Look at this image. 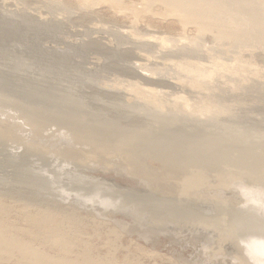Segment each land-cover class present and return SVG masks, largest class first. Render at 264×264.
Masks as SVG:
<instances>
[{"label": "rangeland", "instance_id": "obj_1", "mask_svg": "<svg viewBox=\"0 0 264 264\" xmlns=\"http://www.w3.org/2000/svg\"><path fill=\"white\" fill-rule=\"evenodd\" d=\"M257 1L264 8V0ZM121 2L0 0V99H11L0 101L5 231L43 253L60 255L65 252L56 250L49 237L56 225L69 244L65 258L75 264H257L262 254L250 245L264 243V46L200 34L159 1H146V7L142 0ZM21 86L70 93L88 115L90 110L106 121L117 115L120 137L143 125L157 131L149 139L164 142L152 157L144 155L142 138L127 145L128 154L109 146L110 153L99 156L66 129L29 124L14 106L26 102H16ZM10 87L20 89L11 94ZM159 116L181 121L189 137L160 132L158 122H151ZM185 148L187 165L166 163L182 157L178 153ZM245 151L250 155L243 159L250 160L243 167L260 170L250 181L248 171L234 175L229 170L236 169L232 158L240 161ZM152 176L163 179L148 184ZM190 177L194 180L188 183ZM257 186L261 195L248 196L246 191ZM39 212L53 222L49 231L29 221L28 215ZM238 221L247 224L240 227ZM17 260L5 258L0 264H24Z\"/></svg>", "mask_w": 264, "mask_h": 264}, {"label": "bare ground", "instance_id": "obj_2", "mask_svg": "<svg viewBox=\"0 0 264 264\" xmlns=\"http://www.w3.org/2000/svg\"><path fill=\"white\" fill-rule=\"evenodd\" d=\"M111 3H123L121 2L122 0H107ZM145 1V0H144ZM142 0V2H144ZM147 3H149V5H152L154 3H156L157 1L162 2V4L168 6L169 8L172 9V13L176 15V17L181 21V24H194L197 28V31L201 34L204 35V33H209V32H213L215 34V37L217 36L218 38L221 39H226L229 36L234 37L233 40L240 41L239 43H241V41H247V40H257L258 42H260L263 46H264V8L262 7V3H258L257 0H146ZM146 1L145 3V7H146ZM260 1V0H259ZM106 2V1H105ZM154 2V3H153ZM135 4V2H133ZM132 3V4H133ZM95 4V3H94ZM124 4V3H123ZM139 4V3H138ZM264 4V2H263ZM156 5V4H155ZM148 6V4H147ZM159 6V5H158ZM254 6H256V8L254 9ZM111 7V6H110ZM151 7V6H148ZM120 8V7H119ZM128 8V7H127ZM122 9V8H121ZM132 9V8H131ZM135 9V7H134ZM257 9V10H256ZM127 10V9H126ZM130 10V9H128ZM156 10V9H155ZM143 12V11H142ZM170 12V13H171ZM114 13V12H113ZM118 14V13H117ZM155 15V14H154ZM158 15V14H157ZM166 16V15H164ZM171 17V16H170ZM164 18V17H163ZM193 25V26H194ZM230 25V26H229ZM185 26V25H184ZM9 28V27H8ZM7 28V29H8ZM185 28V27H184ZM252 29V30H251ZM12 30V29H11ZM102 30V29H101ZM105 30V29H104ZM196 30V29H195ZM122 31V30H121ZM13 32V31H12ZM118 32V31H117ZM76 34V33H75ZM86 34V33H85ZM199 34V35H200ZM212 35V34H211ZM91 36V35H90ZM197 36V35H196ZM250 36V38H248ZM195 37V36H194ZM146 38V37H145ZM214 38V36H213ZM230 38V37H229ZM164 39V38H163ZM200 39V38H199ZM84 40V39H83ZM104 40V39H103ZM146 40V39H145ZM157 40V39H156ZM229 40V39H228ZM221 41V40H219ZM227 41V40H225ZM64 42V41H63ZM163 42V41H162ZM199 42V41H198ZM222 42V41H221ZM235 42V43H236ZM252 42V41H251ZM250 42V43H251ZM196 43V42H195ZM233 43V42H232ZM249 43V42H248ZM249 43V44H250ZM199 44V43H197ZM227 45V43H225ZM224 44V45H225ZM238 44V42H237ZM223 45V44H222ZM240 45V44H239ZM161 47V45H159ZM236 46V45H235ZM240 47V46H239ZM261 47V46H259ZM180 48V47H179ZM236 48V47H234ZM186 49V48H185ZM192 49V48H191ZM211 49V48H210ZM215 49V48H214ZM157 50H160L159 48ZM173 50V49H172ZM222 51V50H221ZM233 51V50H232ZM196 52V51H195ZM215 52V51H214ZM234 52V51H233ZM159 54V53H158ZM157 54V55H158ZM161 54V53H160ZM183 54V53H182ZM186 55V54H185ZM196 56V54H195ZM135 57V56H134ZM137 58V56L135 57ZM30 59V58H29ZM185 59V58H184ZM165 61V60H164ZM92 62V61H91ZM30 63V62H29ZM15 65V64H14ZM24 66V64H23ZM42 66V65H41ZM93 66V65H92ZM219 66V65H218ZM44 67V66H43ZM241 67V66H240ZM20 69V68H19ZM2 71V70H1ZM26 72V71H25ZM232 73V72H231ZM209 75V74H208ZM211 75V74H210ZM213 75V74H212ZM41 76V75H40ZM7 77V76H6ZM10 77V76H9ZM8 77V79H9ZM246 77V76H245ZM12 79V78H11ZM22 79V78H21ZM28 79V78H27ZM211 79V78H210ZM246 79V78H245ZM3 80V79H2ZM10 80V79H9ZM8 80V82H9ZM19 80V78H18ZM12 81V80H10ZM37 81V80H36ZM13 82V81H12ZM17 82V81H16ZM8 84V83H7ZM11 84V83H10ZM25 84V83H24ZM35 84V83H34ZM33 84V85H34ZM177 84V83H176ZM16 85V84H15ZM19 85V84H18ZM16 85V86H18ZM12 86L15 87L12 83ZM8 87V86H7ZM24 86H21L20 88H23ZM18 88V89H20ZM2 89V88H1ZM6 89V88H5ZM13 89V88H12ZM11 87L8 91L12 90ZM15 89V88H14ZM13 89V90H14ZM17 89V87H16ZM15 89V90H16ZM17 89V90H18ZM24 89V88H23ZM46 89V88H45ZM4 90V88L2 89ZM6 90V91H7ZM11 91L12 92L14 91ZM16 90V91H17ZM22 90V89H21ZM15 91V92H16ZM19 91V90H18ZM1 92V90H0ZM245 92V91H244ZM10 93V92H9ZM17 92L16 97L20 95L21 100L18 101L16 100V102H20V101H26L24 102V105H16V103H14L15 107L19 110L18 112L28 121L29 124H31L34 127H46V126H58V128L62 130L66 129V131L71 132L74 139L80 140L82 142H88V146H90V148L93 150V152L96 154L103 155L105 153H110L108 152L110 149L109 146L113 149L114 153L119 152L120 150H123L121 152H123L124 154H128V144L130 142H132V140L134 138H142L141 140H138L139 142H141V145L143 146V151H144V155L148 154L149 156L151 155V152H155L156 148L159 147V145H161L164 140H162L163 138H159V137H154V139H149L148 136L151 133L157 132H151L149 130H146V128H143L141 125V127H133L134 129L132 130V134L130 136L127 137H120L121 134H119L117 132V128L115 127V123L116 121L119 120L116 119L117 117L113 116V118L111 119H116V120H105V119H100L95 115H90L92 113H90V110H88L89 115L87 114V112H85L86 110L85 107L82 108V104L81 107L79 106V104H77L78 100H74V98L72 96H70V93L68 95L65 93H55V92H50L49 90L47 91H38L36 90V88L33 87H29V88H25L24 90L20 91V93ZM15 94V93H13ZM1 95V94H0ZM4 95V94H3ZM72 95V93H71ZM8 96V95H7ZM15 97V98H16ZM0 98H2L0 96ZM9 97H4L3 96V100L0 99V101H11V99H8ZM168 98V97H167ZM235 98V97H234ZM96 99V98H95ZM128 100V99H127ZM74 101H76L77 103H75ZM122 101V100H121ZM23 103V102H22ZM19 104V103H18ZM11 106V104L9 105ZM14 107V108H15ZM110 107V106H109ZM164 107V106H163ZM127 111V109H126ZM240 111V110H239ZM97 112V111H96ZM106 112V111H105ZM128 112V111H127ZM246 113V112H245ZM131 114V113H129ZM134 113L132 112V114L130 115L132 117ZM142 114V113H141ZM175 114V113H174ZM182 114V113H181ZM101 115V114H100ZM123 115V114H122ZM158 115V114H156ZM173 115V114H171ZM176 116V115H175ZM235 116V115H234ZM153 117V116H152ZM156 117V116H155ZM128 118V117H127ZM135 118V117H134ZM173 118V117H172ZM230 118V117H229ZM183 120V119H182ZM136 121V120H135ZM180 121V120H179ZM119 122V121H118ZM137 122V121H136ZM151 122H158L159 124V128H160V132L166 131L165 134L169 135L170 132L172 133H176L178 135V137H180L182 135L183 132H185L188 137L190 135L189 131H185L186 127L183 126L184 124L180 121V122H174L173 120L170 119H166L164 117H157V118H153V120L151 119ZM150 122V123H151ZM192 122V121H191ZM149 123V124H150ZM140 124V123H139ZM148 124V122L146 123ZM30 125V126H31ZM151 125V124H150ZM154 125V124H152ZM151 125V126H152ZM192 125V124H191ZM31 126V127H32ZM136 126V125H135ZM144 126L145 123H144ZM149 126V125H148ZM147 127V126H146ZM158 127V126H157ZM191 127V126H190ZM194 127V126H193ZM6 129V127H4ZM152 128V127H150ZM156 128V126H155ZM2 129V128H1ZM153 129V128H152ZM200 129V128H199ZM198 129V130H199ZM8 130V128L6 129ZM156 130V129H155ZM193 130V129H192ZM191 130V131H192ZM197 130V129H196ZM194 130V131H196ZM201 130V129H200ZM57 132V131H56ZM60 132V131H59ZM205 132V131H204ZM156 134V133H155ZM203 134V133H202ZM173 135V134H172ZM4 135L0 134V137H3ZM170 136V135H169ZM170 138V137H169ZM172 138V137H171ZM174 138V137H173ZM2 140V139H0ZM173 140V139H172ZM176 140V139H175ZM182 140V139H180ZM3 141V140H2ZM191 141V140H190ZM185 142V140H184ZM219 143V142H218ZM214 144L210 145L213 146ZM237 146V145H236ZM238 147V146H237ZM165 149V155H167V153L169 152L167 149V147H164ZM188 148L182 149V152L178 153V154H182V157L179 155H176L177 153H175V157L176 159H172L171 160L166 161V163H170V164H175L177 165V167L180 165V163L184 162V158L183 155L186 154L185 152L187 151ZM155 150V151H154ZM103 151V153H102ZM120 152V153H121ZM174 152V151H173ZM223 152V151H222ZM230 152V151H229ZM122 153V154H123ZM237 153V152H236ZM245 153H247V151L242 152L241 156H240V161H238L237 157H233L232 158V162H234L236 169H229L230 171L234 172V175H237L236 173H240V171H248L249 174L247 175L248 179H254L257 178V175L259 174L258 170L259 168H257L258 166H254L253 169L255 168L256 170L250 171L252 170V166L249 168L250 170L246 169L245 167H243L244 165H246L248 163V159L246 157V159H243V156L246 155ZM154 154V153H153ZM152 154V155H153ZM160 154L164 156V152H160ZM249 154V153H247ZM97 155V156H98ZM120 155V154H119ZM118 155V156H119ZM142 155V156H144ZM174 155V154H173ZM250 155V154H249ZM122 156V155H121ZM147 156V155H146ZM148 156V157H149ZM168 156V155H167ZM177 156L179 158H177ZM223 156V155H222ZM120 157V156H119ZM118 157V158H119ZM152 157V156H150ZM165 157V156H164ZM173 157V156H171ZM174 157V158H175ZM249 157V156H248ZM102 158V156H101ZM262 158V157H261ZM230 161V162H231ZM252 161V160H251ZM188 162V161H187ZM236 162V163H235ZM164 163V162H163ZM165 163V164H166ZM186 165L187 163L184 162ZM239 163L241 164V166L239 165ZM253 163V162H252ZM263 163V162H262ZM20 164V163H19ZM22 164V163H21ZM141 164V163H140ZM189 164V163H188ZM231 164V163H230ZM143 164H141L142 166ZM174 165V166H175ZM182 165V164H181ZM185 165V166H186ZM136 166V165H135ZM138 166V165H137ZM172 166V165H171ZM191 166V165H190ZM250 166V165H249ZM260 166V165H259ZM16 167V166H15ZM142 167L145 168V166L143 165ZM183 167V166H182ZM232 168V167H231ZM184 169V168H183ZM136 169H134L135 171ZM144 171H147V169H142ZM173 170V169H172ZM235 170L237 172H235ZM140 171V170H139ZM160 171V170H159ZM169 172V171H168ZM18 173V172H17ZM144 173V172H143ZM172 173V172H171ZM167 174V173H166ZM187 174V173H186ZM143 176V174H141ZM152 175V174H151ZM229 175V174H228ZM28 176V175H27ZM173 176V174L171 175ZM185 176V175H184ZM21 177V176H20ZM148 177V176H147ZM176 177V176H174ZM186 177V178H185ZM184 179L186 180L189 176H185ZM223 177V176H222ZM227 177V176H226ZM144 178V176H143ZM142 178V180H143ZM149 178H151L149 176ZM153 179H150L151 182H147L148 184H153V183H158L161 182L163 177L160 179L158 177H153ZM158 178V179H155ZM167 178V177H166ZM165 178V179H166ZM182 178V177H181ZM197 178V177H196ZM195 178V179H196ZM225 179V177H223ZM170 179V178H169ZM250 179L248 181H250ZM259 179V178H258ZM149 180V179H148ZM173 180V178H172ZM170 180V181H172ZM182 180V179H181ZM194 180L193 178H189V180L187 181L188 183L192 182ZM247 180V179H246ZM168 182V180H166ZM165 181V182H166ZM227 181V180H226ZM240 181V180H238ZM237 181V182H238ZM164 182V181H163ZM181 182V181H180ZM252 182V181H251ZM179 183V182H178ZM186 183V182H185ZM169 184V183H168ZM174 184V183H173ZM196 183H194L195 185ZM161 185V184H160ZM180 185V184H179ZM186 185V184H185ZM199 185V184H198ZM234 185V184H233ZM239 185V184H238ZM245 185V184H244ZM30 186V185H29ZM28 186V187H29ZM171 186V184L169 185ZM177 186V185H176ZM251 186V185H250ZM263 186V185H262ZM196 187V186H195ZM242 187V186H241ZM202 188V187H201ZM256 188L257 187H252L251 189L249 188V190L246 191L248 196L253 197V194L258 196V193L261 195V192H257L256 194ZM261 188V187H259ZM258 188V189H259ZM194 189V188H193ZM257 189V191H258ZM164 190V189H163ZM162 190V191H163ZM192 190V189H191ZM201 190V189H200ZM199 190V191H200ZM203 190V189H202ZM167 191V189H166ZM165 191V192H166ZM193 191V190H192ZM191 191V193H192ZM245 191V190H244ZM158 192V191H157ZM168 192V191H167ZM176 192V191H175ZM195 192V191H193ZM201 192V191H200ZM207 192V191H205ZM243 192V191H242ZM161 193V192H160ZM245 193V194H246ZM163 194L165 195L166 193L163 192ZM169 194V193H168ZM172 194V193H171ZM190 194V193H188ZM193 194V193H192ZM208 194V193H207ZM244 194V195H245ZM185 195V194H184ZM183 195V196H184ZM202 195V194H201ZM223 195V194H222ZM170 197V196H169ZM173 197V195H172ZM198 197V196H197ZM262 197V196H259ZM264 197V195H263ZM165 198H167L165 196ZM213 198V197H212ZM186 199V198H185ZM223 199V198H222ZM251 199V198H250ZM258 199V198H257ZM214 200V199H213ZM246 201V198L243 199ZM247 200H249V198H247ZM262 200V199H261ZM202 201V200H201ZM205 201V200H204ZM208 201V200H207ZM220 201V200H219ZM232 201V200H231ZM253 201V200H252ZM157 202V201H156ZM200 202V201H199ZM209 202V201H208ZM213 202V201H212ZM248 203H250L249 201H247ZM257 202V200H256ZM207 202H205L206 205ZM211 203V202H210ZM209 203V204H210ZM223 203V202H222ZM226 203V202H225ZM259 203V202H258ZM215 204V202H214ZM217 204V203H216ZM204 205V206H205ZM239 205V204H238ZM241 205V203H240ZM248 205V204H247ZM227 206V205H226ZM230 206V205H229ZM254 206V205H253ZM252 206V207H253ZM1 207V206H0ZM178 207V206H177ZM176 207V208H177ZM210 207V206H209ZM255 207V206H254ZM257 207V206H256ZM255 207V208H256ZM245 208V207H244ZM262 208V207H261ZM207 209V208H206ZM210 209V208H209ZM240 209V208H237ZM242 209V208H241ZM249 209V208H248ZM3 212V209H1ZM38 210V209H37ZM42 210V209H40ZM208 210V209H207ZM243 210V209H242ZM220 211V210H219ZM239 211V210H237ZM263 211V210H262ZM48 212V211H47ZM227 212V211H226ZM229 212V211H228ZM245 212V211H244ZM249 212V211H248ZM260 212V210H259ZM206 213V212H205ZM224 213V212H223ZM222 213V214H223ZM50 214V213H49ZM248 214V213H247ZM253 214V213H252ZM28 215V214H27ZM228 215V214H227ZM238 215V214H237ZM260 215V214H259ZM249 216V215H248ZM264 216V214H263ZM29 221H33L36 226H43L44 229L45 227L48 228V226L52 225L53 222L50 223V218L49 215L46 214V212H39L38 214H36L35 216H29ZM262 217V216H261ZM198 218V217H197ZM252 218V217H249ZM259 219V217H257ZM264 218V217H263ZM260 218V219H263ZM195 219V217H194ZM211 219V218H210ZM255 219V218H254ZM253 219V220H254ZM257 219V221H259ZM190 220V219H189ZM225 220V219H224ZM251 220V219H250ZM28 221V220H27ZM255 221V220H254ZM262 221V220H261ZM29 222V223H31ZM242 222V221H240ZM175 223V222H174ZM189 223V222H188ZM239 223V221H238ZM236 222V224H238ZM244 223V222H243ZM239 223L240 227H243L247 224L244 223ZM257 223V222H255ZM261 223V222H259ZM32 224V223H31ZM156 224V223H155ZM212 224V223H211ZM228 224V223H227ZM248 224H250L248 222ZM264 224V222H263ZM7 225V224H6ZM5 225V226H6ZM251 225V224H250ZM35 226V225H34ZM33 226V228H34ZM56 225L52 226V228L50 227V229H52L51 231H53L56 234H53V232L51 233L50 240H52L51 245H53V247H58V250L60 249V251L62 252H67V245L69 246V244H65L66 240L63 241V239H65L64 236H62L60 233H58L57 228L55 227ZM156 226V225H155ZM217 226V225H216ZM224 226V225H223ZM237 226V225H236ZM249 226V225H248ZM248 226H246L247 228H249ZM253 226H256L257 229H255ZM252 227L254 228V230H256V232H260L262 231V227L260 224H255ZM7 227V226H6ZM177 227V226H176ZM234 227V226H233ZM244 227V228H246ZM49 228L47 229L48 231L50 230ZM54 229V230H53ZM162 229V228H161ZM211 229V228H209ZM208 229V230H209ZM236 229V228H234ZM6 229L4 228V224L2 225V221L0 220V260H5V258H9L11 259V257H17L19 259L18 263L21 261L22 263L24 262V264H75L74 262L67 260L65 258V253L60 254V255H48L47 253H43L42 251H39L35 248H32L31 246H29L28 243H24L21 242V240L19 241L17 239V237H15L13 234L11 235V233H8L7 231H5ZM40 230V229H39ZM253 230V231H254ZM264 230V229H263ZM155 231V230H154ZM227 231V230H226ZM249 231V230H248ZM225 232V231H224ZM49 233V232H48ZM255 233V232H254ZM36 234V233H35ZM40 234V233H39ZM47 234V233H46ZM234 234V233H233ZM55 235V236H54ZM224 235V234H223ZM147 236V235H146ZM177 236V235H176ZM180 236V235H179ZM243 236V235H242ZM41 237V236H40ZM48 237V238H49ZM148 237V236H147ZM150 237V236H149ZM202 237V236H201ZM239 237V236H238ZM250 238V236H248ZM44 238V237H43ZM155 238V237H154ZM205 238V239H204ZM37 239V238H36ZM145 239V238H144ZM209 240H206V237H203V240L206 241H211V237L208 238ZM240 239V238H239ZM253 238H251L252 240ZM257 239V238H256ZM48 240V239H47ZM223 240V239H222ZM242 240V239H241ZM69 241V240H68ZM67 241V243H68ZM71 241V240H70ZM205 241V242H206ZM235 241V240H234ZM239 241V240H238ZM253 241V240H252ZM251 241V243H252ZM201 242V241H200ZM203 242V241H202ZM204 242V243H205ZM213 242V241H211ZM208 242V243H211ZM241 242V241H240ZM243 242L245 243V241L243 240ZM262 243L258 242L256 240L253 241V243L250 245L252 246V249L255 250V253L257 252V254L261 253L264 254V243L263 241H261ZM47 243V242H46ZM70 243V242H69ZM176 243V242H175ZM197 243V242H195ZM203 243V244H204ZM207 243V244H208ZM214 243V242H213ZM228 242H226L227 244ZM239 243V242H238ZM221 244V243H220ZM234 244V243H233ZM210 245V244H209ZM240 245V244H239ZM246 245V244H245ZM199 246V245H198ZM216 246V245H215ZM218 246V245H217ZM244 246V245H243ZM248 246V245H247ZM41 247V246H40ZM48 247V246H47ZM246 247V246H245ZM203 248V247H202ZM215 248V247H214ZM228 248H230L228 246ZM197 249V248H196ZM226 249V248H225ZM251 249V247H250ZM227 250V249H226ZM225 250V251H226ZM251 250V252L253 251ZM229 251V250H228ZM250 252V253H251ZM58 253V252H57ZM245 254V253H244ZM219 255V254H218ZM260 255V254H259ZM217 256V255H216ZM220 256V255H219ZM218 258V257H217ZM250 258V257H249ZM261 258V256L259 257ZM85 260V259H84ZM251 260V259H250ZM8 261V260H7ZM249 261V260H248ZM258 261V260H257ZM89 261H87L88 263ZM85 263V261H84ZM104 264V263H103ZM213 264V263H212Z\"/></svg>", "mask_w": 264, "mask_h": 264}, {"label": "clouds", "instance_id": "obj_3", "mask_svg": "<svg viewBox=\"0 0 264 264\" xmlns=\"http://www.w3.org/2000/svg\"><path fill=\"white\" fill-rule=\"evenodd\" d=\"M257 264H264V254L258 259Z\"/></svg>", "mask_w": 264, "mask_h": 264}]
</instances>
